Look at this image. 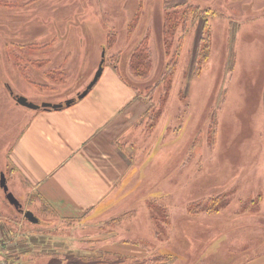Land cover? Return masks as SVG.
I'll use <instances>...</instances> for the list:
<instances>
[{
  "label": "rangeland",
  "instance_id": "obj_1",
  "mask_svg": "<svg viewBox=\"0 0 264 264\" xmlns=\"http://www.w3.org/2000/svg\"><path fill=\"white\" fill-rule=\"evenodd\" d=\"M183 3L210 6L213 13L207 32L205 15L180 19L170 36L177 63L166 92L168 79L161 77L172 58L163 26L176 7L183 15ZM206 34L211 53L199 72L194 59ZM147 35L153 68L137 79L129 62ZM103 59L97 86H120L114 100L129 102L119 108L133 120L115 141L106 134L111 146L103 150L123 155L132 178L115 186V193L124 191L113 209L101 203L95 219L81 224L76 216L61 217L15 166L13 150L36 113L15 97L37 105L50 103L45 98L82 101L86 97L78 95ZM54 71H61L57 81L47 76ZM263 100L264 0H0V258L13 264H136L174 255L167 264H230L247 248L263 251L257 169L264 167ZM152 104L154 116H147ZM2 174L38 223L9 203ZM214 196H221L217 212L188 211L191 203Z\"/></svg>",
  "mask_w": 264,
  "mask_h": 264
},
{
  "label": "crops",
  "instance_id": "obj_2",
  "mask_svg": "<svg viewBox=\"0 0 264 264\" xmlns=\"http://www.w3.org/2000/svg\"><path fill=\"white\" fill-rule=\"evenodd\" d=\"M120 90V86L102 90L101 85L96 84L84 100L70 107L35 110L28 129L13 150L12 159L19 173L29 182L32 190L43 195L63 218L76 216L81 218V224L85 219L94 220L92 214L97 206L102 203L104 209H113L122 199L124 187H120L122 192L116 188L118 192L115 193V186L131 184L133 167L123 155L111 156L103 150L111 146L105 144L108 139L106 134L115 135V141L133 125L131 114L127 113L126 117V113H121L119 108L129 102L117 103L114 100ZM43 101L64 103L46 98ZM128 101L133 103L131 99ZM119 163L122 167H115ZM257 169L262 173H259L262 176L259 189L264 205V167ZM230 226L235 228L232 223ZM204 230L202 232L211 231L210 228ZM98 236L93 235L92 241L99 242ZM260 247L247 248L258 252L256 256L246 249L230 264H264V250L260 251Z\"/></svg>",
  "mask_w": 264,
  "mask_h": 264
},
{
  "label": "trees",
  "instance_id": "obj_3",
  "mask_svg": "<svg viewBox=\"0 0 264 264\" xmlns=\"http://www.w3.org/2000/svg\"><path fill=\"white\" fill-rule=\"evenodd\" d=\"M184 4V3H183ZM181 6V4H179ZM177 6V5H176ZM179 7V6H178ZM178 7H176L174 9L173 12H169L167 13L166 17H165V21H164V26H163V34H164V47L166 49L167 54L170 56V58H172L169 63L166 65L165 68V72L163 73L161 80H165L168 79V81L166 82V92L169 91L172 82H173V77H174V72H175V68H176V63H177V53L173 56V51L170 53V47H171V35L174 34L176 27L180 24V19L183 18V16L187 15H191L193 16V18H197L199 16L205 15V19H204V25H203V31L205 30V32H207L206 29H208L209 26V17L212 16L213 13V9L208 6V7H203L202 5H196V4H188L185 6V4L182 7H186L184 8L183 15L181 17L178 16V14L180 13L178 10ZM208 15V16H206ZM132 28V26H131ZM114 42L113 40V36H111V34H108L107 37V43L109 46H111V44ZM149 43V36H145L143 38V40L140 42V44L138 45V47L136 48V50L133 52V54L131 55L130 58V62H129V66H130V71L131 74L137 78V79H144L147 78L149 76V74L152 71L153 68V56H152V52L150 50V47L148 45ZM170 48V49H169ZM210 48H211V38L209 34H206L205 36H201L200 40H199V44H198V48L196 51V56H195V65L197 66V70L202 71L203 66L207 63L209 57H210ZM44 61V60H42ZM40 62V61H39ZM53 74H51L50 72L47 73V76L54 78V81H57L59 77H61V75H59V73L61 74V71H54L52 72ZM170 83V84H169ZM169 84V85H168ZM150 100V99H149ZM77 102V100H75V102L73 103V105ZM151 102V100H150ZM66 107V106H65ZM155 107L154 104H152L148 110L146 111V115L149 116L151 115V112H153V116H154V111ZM155 120V117H154ZM221 196H214V197H210V198H204L201 200H198L197 202H193L188 206V211L196 214L199 212H205L208 211L210 213H214L217 212L218 208H216L217 206V202L220 199ZM46 201V200H45ZM47 202V201H46ZM201 211H198V210ZM170 256V255H168ZM172 258L174 257L173 255L171 256ZM171 257H167V256H158L155 257L151 260H144V261H139L136 262V264H167V262L169 261V258ZM9 261V260H8Z\"/></svg>",
  "mask_w": 264,
  "mask_h": 264
},
{
  "label": "water",
  "instance_id": "obj_4",
  "mask_svg": "<svg viewBox=\"0 0 264 264\" xmlns=\"http://www.w3.org/2000/svg\"><path fill=\"white\" fill-rule=\"evenodd\" d=\"M103 56H104V53H103ZM103 62H104V59L102 60L100 67H99L94 79L91 81V83L88 85V87L78 95V99L85 98L90 93V91L95 87V85L98 83V81L100 80V78L104 72ZM15 100L17 101L18 104H20L22 106L31 108L32 110H39L41 108H43V109H61V108H64L65 106L70 107L73 105V103L77 99L72 98V99H69L65 103H59V104L43 103L42 105H37L33 102H30L27 98H25L23 96H16ZM1 187L4 189V192L6 193V196H7L9 203L11 205H13L18 211H21V213L24 214V217L26 219H28L32 223H38L39 222V219L35 216V214L32 211H30V210L24 211L23 210V204L19 201V199L15 196V194L9 190L8 181H7V177L5 174H2V177H1Z\"/></svg>",
  "mask_w": 264,
  "mask_h": 264
},
{
  "label": "built area",
  "instance_id": "obj_5",
  "mask_svg": "<svg viewBox=\"0 0 264 264\" xmlns=\"http://www.w3.org/2000/svg\"><path fill=\"white\" fill-rule=\"evenodd\" d=\"M0 264H13V263L6 259L0 258Z\"/></svg>",
  "mask_w": 264,
  "mask_h": 264
}]
</instances>
